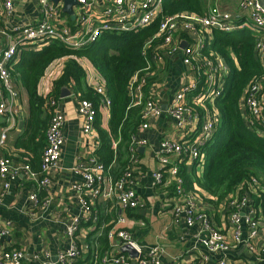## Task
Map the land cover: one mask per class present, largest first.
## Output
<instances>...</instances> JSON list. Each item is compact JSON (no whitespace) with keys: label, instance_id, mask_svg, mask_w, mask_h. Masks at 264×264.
Instances as JSON below:
<instances>
[{"label":"built area","instance_id":"obj_1","mask_svg":"<svg viewBox=\"0 0 264 264\" xmlns=\"http://www.w3.org/2000/svg\"><path fill=\"white\" fill-rule=\"evenodd\" d=\"M77 1V22L74 27L56 25L61 10L50 3V0H38L40 11L43 16L41 22L35 25H23L8 33V46L2 52L0 58V120L7 115L12 116L11 108L5 99V93L10 97H16L11 77V66L21 55L27 46L39 49L42 44L59 42L65 47L73 50L86 49L97 43L107 34H122L139 32L157 20L158 32L152 37L154 40H162L164 51L154 52L148 56V49L151 42L145 44L142 56L147 62V67L134 74L130 83L132 107L143 106L142 124L140 130H148L151 121L156 120L163 113V109L157 102V91L154 89L151 96L145 99L143 91L146 78L143 75L156 67L165 56L173 55L181 50V45L187 43L183 51L182 62L189 70L193 79L182 87L167 108V114L171 117L177 129L187 134L190 138L181 142L164 140L160 144L158 158L164 170L154 174L156 185L164 180V173H168L174 180L173 213L177 221H184L188 227H197L202 243L214 253L224 254L219 264H226V258L230 246L223 233L214 225L209 214L199 207V197L186 189L185 182L179 176L180 169L177 161L171 160V156L187 162H200L204 155L205 147L214 138L218 125L219 114L215 106L217 98L221 97L226 85L230 68L223 58L209 57L204 50L209 42L207 35L213 30L225 33H232L237 30L247 29L253 33L264 31V4L260 0H238L239 9L247 13L249 18L244 23L236 24L235 20L228 13L221 12L218 8H212L202 17H191L182 14L163 15L164 0H105L103 7L98 11L91 9L94 1ZM2 11L0 17L8 20L14 12V0H0ZM211 41V40H210ZM256 57L264 70V36L259 37L255 48ZM89 86L99 96H103V108L109 109L111 102L106 97L105 81L95 74L88 76ZM194 93L190 101L188 97ZM243 117L248 128L257 133L264 131V76L260 80L253 81L244 92L240 102ZM79 113L84 118L83 131L91 135L97 118V110L89 100H82L79 103ZM65 117L56 108L51 118L47 133V146L41 160V171L45 175L39 179L31 171L29 166L23 169L14 167V163L7 159H0V179L3 192L10 189L13 183L17 182L20 175H24L30 182L36 183L38 189L28 197L30 207L38 206V190L47 189L51 180L46 174L57 170L60 165V158L64 146L63 127ZM7 134L4 131L0 138V144L4 145ZM147 141L138 135L132 136V149L129 163L118 178L110 176L109 168H106L98 158H92L87 164H78L73 172L82 178V185L75 187L86 197L96 200L103 197L115 201L123 211L135 210L140 207L139 197L136 191L135 167L137 158L136 148L145 147ZM254 180L250 191L257 187ZM84 189V190H83ZM80 197L79 202L85 210L90 211L88 198ZM252 194L247 192L241 197H236L222 207L223 212L228 215L229 225L232 230L235 244L244 246L253 255L264 256V235L259 233L264 229L262 221H256V210L252 207ZM50 200L45 199L43 204H49ZM125 223L120 218L118 224L108 233L110 241H118L120 247L130 246L137 257L129 255H114L110 251L93 253L92 264H163V249L159 246L142 247L131 235L118 225ZM118 226V227H117ZM80 227L78 218L71 220L65 226V235L68 240V247L57 254L56 260L50 254H46L37 264H73L81 256L82 251L76 242V236ZM247 229L249 231L247 232ZM7 235V232H3ZM1 239V237H0ZM0 264H26L25 254L20 249L0 251Z\"/></svg>","mask_w":264,"mask_h":264},{"label":"crops","instance_id":"obj_2","mask_svg":"<svg viewBox=\"0 0 264 264\" xmlns=\"http://www.w3.org/2000/svg\"><path fill=\"white\" fill-rule=\"evenodd\" d=\"M204 1L206 3L205 15L212 8H218L221 12L228 13L234 18L238 17L235 20L236 24L246 22L247 18L250 19L247 13L239 9L238 0ZM104 2L105 0L94 1L91 9L98 11L103 7ZM14 3V12L11 17L8 20H1L3 25L0 27V58L8 46V33L23 25L38 24L43 19L38 0H14ZM50 3L61 10L60 17L54 22L56 25H65L71 28L75 26L77 5L73 6V15H69L64 12V0H60L58 3L50 0ZM1 11L0 2V13ZM206 38L209 40V42L206 41L207 44L212 43V32H209ZM182 49L173 55L165 56L156 66L155 71L158 79L155 82L156 100L163 109V113L156 120L151 121L148 130L141 131L139 128L137 131L138 137L147 141L145 147H138L135 151L137 158L136 191L140 207L135 210L123 211L115 201L103 197L90 200L86 197L85 191L80 193L75 189L76 186L82 185V178L73 172V168L78 164H87L92 158L99 159L98 153L101 150L102 142L98 128L109 131L110 109L101 108L97 114L94 131L91 135L85 134L83 131L84 118L79 113L80 101L73 90L64 88L70 92V95L64 98L61 95L62 101L59 104V109L65 117L64 146L60 165L57 170L46 174L51 180L50 186L41 190L42 192L40 191V194L46 197L45 199H49L50 203L46 205L41 202L38 207H30L28 197L35 193L38 187L24 175H20L18 181L5 192H3L0 179V251L22 250L25 254L26 264H37L36 258L41 260L47 253L56 259L57 254L66 249L69 244L65 235V226L71 220L78 218L80 227L76 242L83 253L81 256H84L89 248L87 240L91 244L96 240L93 248L97 252L110 251L114 255H125L118 241L112 242L108 238L107 248L100 246V237H102L103 231L111 224L113 227L116 226L119 219L124 218L125 223L117 227L128 232L142 247H161L163 249V264H219L224 258V254L210 252L202 243L197 227H188L184 221L175 219L172 210L175 198L174 180L167 172L164 173L162 184L156 185L154 180V174L164 170L158 158L161 142L173 140L182 143L186 137L190 138L187 131L184 133L177 129L166 112L175 94L182 87L193 82L189 70L183 65ZM208 50H210V44L207 45L204 52ZM208 56L223 58L214 55ZM19 58L20 56L15 63L19 61ZM58 70L59 68L53 69L50 75L57 77L60 72ZM90 74L93 73L89 72L88 76ZM88 76L86 83L90 88ZM13 87L16 97L12 98L5 93V99L13 115H7L0 120V138L4 131L7 134L5 144H0V159L22 152V150L16 149L15 143L23 134L25 119L28 115L27 95L20 85L13 84ZM193 96L194 93L190 94L187 98L188 101ZM130 108L134 107L130 105ZM261 134L264 135V133ZM117 144L118 142L113 143L114 148L117 147ZM170 158L174 162L177 161L179 169L184 168L187 173L194 174L196 178L202 177L207 161L205 152L200 162L196 163L177 159L176 156ZM109 172L111 177L116 178L110 167ZM194 188V191L199 194L201 189L196 187V184H194ZM81 196L88 198L90 211L85 210L80 204ZM201 198L199 197V207L209 214L212 222L223 233L230 246L226 264H264V256L253 255L244 246L235 244L228 215L223 212L222 208ZM7 231V235L2 234ZM248 231L249 229H247ZM259 233L263 236L264 229L261 228Z\"/></svg>","mask_w":264,"mask_h":264},{"label":"trees","instance_id":"obj_3","mask_svg":"<svg viewBox=\"0 0 264 264\" xmlns=\"http://www.w3.org/2000/svg\"><path fill=\"white\" fill-rule=\"evenodd\" d=\"M205 11L204 0L163 2L164 16L182 14L199 18L205 15ZM1 20L0 27L3 25ZM158 22L139 32L107 34L94 45L81 50L69 49L55 41L42 44L39 49L27 46L10 69L13 84L20 85L27 95L28 115L23 134L15 143L16 149L22 152L4 158L11 160L17 168L29 166L39 179L43 178L41 160L47 146L46 133L62 101L63 89L73 90L79 101H91L97 114L103 108L104 97L87 87L86 77L92 72L105 81L106 97L111 102L109 131L98 128L102 142L98 157L118 178L129 163L132 136L137 134L143 122V106L130 108L131 79L147 67L142 50L158 32ZM212 35L210 50L204 54L223 57L230 66L224 92L215 101L219 125L214 138L204 149L207 161L202 177L196 178L184 168L180 169L179 176L184 179L187 190L221 208L230 200L250 192L252 207L256 210L255 220L264 222V135L261 134L264 131L257 133L248 128L240 106L246 89L264 76L255 54L257 39L264 36V31L253 33L244 29L224 33L213 30ZM162 43L160 39L152 41L148 56L156 51L162 53L165 50ZM55 68L60 72L57 77H52L50 73ZM155 68L143 73L146 78L143 88L145 99L151 96L158 80ZM114 142H118L116 148ZM254 180L258 185L255 183L257 187L250 191ZM194 184L201 189L199 194L194 191ZM40 191L37 192L39 205L46 198ZM112 228L113 224L103 231L101 247L109 245L108 233ZM95 242L91 244L87 240L89 248L73 264H92Z\"/></svg>","mask_w":264,"mask_h":264},{"label":"water","instance_id":"obj_4","mask_svg":"<svg viewBox=\"0 0 264 264\" xmlns=\"http://www.w3.org/2000/svg\"><path fill=\"white\" fill-rule=\"evenodd\" d=\"M55 3H58L60 0H53ZM264 4V0H260ZM65 2V7H64V12L68 13L69 15H73V6L77 5L76 0H64ZM186 44L183 43L182 48H185ZM70 95V92L67 89H64L62 91V97H67ZM122 252L124 254L129 255L132 258L137 257V253L128 245H125L122 247ZM56 260V259H54Z\"/></svg>","mask_w":264,"mask_h":264},{"label":"rangeland","instance_id":"obj_5","mask_svg":"<svg viewBox=\"0 0 264 264\" xmlns=\"http://www.w3.org/2000/svg\"><path fill=\"white\" fill-rule=\"evenodd\" d=\"M238 31H240V30H237V31H235V32H238ZM111 52H113V50H112Z\"/></svg>","mask_w":264,"mask_h":264}]
</instances>
